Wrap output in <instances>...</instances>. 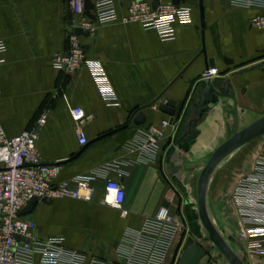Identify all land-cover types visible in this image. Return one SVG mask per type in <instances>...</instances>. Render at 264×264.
I'll use <instances>...</instances> for the list:
<instances>
[{
  "label": "crops",
  "instance_id": "0c3cea01",
  "mask_svg": "<svg viewBox=\"0 0 264 264\" xmlns=\"http://www.w3.org/2000/svg\"><path fill=\"white\" fill-rule=\"evenodd\" d=\"M127 3L117 0L120 19L83 37L87 57L101 67V81L91 68L68 73L53 65V56L68 49L70 0H0V37L7 44L0 55V120L6 133L12 136L33 127L48 111L46 123L39 127L40 156L61 164L56 181L85 177L95 188L90 201L71 197L49 204L39 201L26 216L36 221L41 236H61L66 246L101 257L106 264L117 260L124 231L139 227L160 207H168L182 222L194 205L200 172L215 148L241 124H246L243 128L261 116L252 118L251 111L264 108V66L253 60L258 49H264V28L251 24L256 9L237 8L231 0H203L205 45L219 68L212 80L217 84L231 80L236 96H220L198 117L195 104L206 70L199 8H194L191 24H175L174 39L162 40L153 29L121 20ZM225 56L233 62L226 63ZM245 79L250 83L242 93L239 83ZM171 98L176 100L172 116L162 110ZM75 106L86 113L84 145L71 116ZM140 110L146 120L138 125L133 119ZM192 121L199 133L183 151L179 145ZM165 122L168 125L162 128ZM156 129H162L157 151L145 159L143 150L132 149L130 143L145 142ZM245 151L222 164L234 152L227 156L210 179L208 204L224 205L223 213L229 204L235 211L238 180L255 160L246 159ZM240 165L245 170L235 179L233 172ZM109 178L125 187L122 209L103 200ZM241 225L247 242L240 251L248 253V264L251 257L264 261V254L249 249ZM176 239L165 264L171 263Z\"/></svg>",
  "mask_w": 264,
  "mask_h": 264
},
{
  "label": "built area",
  "instance_id": "2783aa9c",
  "mask_svg": "<svg viewBox=\"0 0 264 264\" xmlns=\"http://www.w3.org/2000/svg\"><path fill=\"white\" fill-rule=\"evenodd\" d=\"M85 3L86 0H70L73 17L68 49L55 54L52 62L56 69L68 73L83 67L91 68L103 81L101 67L86 55L84 35L75 30L87 29L93 35L100 25L120 19L117 0H95L91 9L94 18L86 14ZM231 4L237 8L256 9L251 24L264 28V0H231ZM194 8H198V0H180L177 4L172 0H128L127 12L121 20L140 23L145 29L157 31L162 40H172L176 37L177 22L184 25L193 22ZM6 49L7 44L0 37V55ZM218 74L217 66L209 67L203 72V79L211 80ZM71 116L78 124L79 141L84 145L88 142L82 126L86 113L82 107L75 106ZM47 118L48 111L42 112L33 127L12 136L6 133L0 120V264H106L101 257L66 246L61 236H41L34 219L19 215L35 196L90 201L95 193L94 186L85 177L56 181L61 164L44 161L37 147L39 127ZM166 125L168 122L162 128ZM161 135L162 129H156L147 135L145 142L136 140L130 147L141 148L145 159H150L157 151ZM125 195L122 182L107 179L103 194L107 205L122 209ZM235 197L249 238V249L264 254V147L239 178ZM181 229L182 222L170 209L160 207L139 227H128L124 231L117 246V260L112 264H165L168 251Z\"/></svg>",
  "mask_w": 264,
  "mask_h": 264
},
{
  "label": "water",
  "instance_id": "95a60500",
  "mask_svg": "<svg viewBox=\"0 0 264 264\" xmlns=\"http://www.w3.org/2000/svg\"><path fill=\"white\" fill-rule=\"evenodd\" d=\"M174 3H179L180 0H172ZM154 7L156 6V1L153 3ZM93 7V2L91 0H86L85 3V12L90 17L94 18V15L91 13ZM198 8L200 12V20L202 27L203 35V47L201 53L204 55L206 62V69L217 65L215 57H209L205 45L204 39V27H205V18H204V5L203 0H198ZM76 33L89 36L90 32L87 29L77 28ZM226 63H232L233 59H230L228 56L224 57ZM250 83V79L242 80L239 83L241 92L245 93L247 90V85ZM231 95L235 98L236 90L234 83L231 80H227L224 83L217 84L214 80H206L200 86V91L196 100V114L200 117L205 111L209 109V104L217 102L220 96ZM176 100L169 99L166 104L162 106V110L173 115L175 112ZM146 120V113L144 110H140L133 122L135 124H143ZM151 124H148L146 128H150ZM199 131L196 129V121H192L190 125V131L183 137L180 148L183 151H188L190 145L194 142ZM264 135V114L255 119L253 122L247 126L236 129L233 135L221 143L218 147L215 148L212 155L210 156L208 162L203 167L199 180H198V210L200 218L209 233V239L211 243L203 245L199 242H189L184 250L182 251L178 264H204L203 261L208 255L214 246H216L227 258L230 264H248V262L232 247L228 240L224 237L223 233L218 229L217 225L213 221L209 208H208V188L210 179L218 167V165L231 153L243 146L244 144ZM182 159L185 160V157L182 156ZM52 203L54 201L51 197H33L27 205L19 212V215H26L33 211L35 205L39 202ZM21 238V236H18Z\"/></svg>",
  "mask_w": 264,
  "mask_h": 264
},
{
  "label": "rangeland",
  "instance_id": "374dc122",
  "mask_svg": "<svg viewBox=\"0 0 264 264\" xmlns=\"http://www.w3.org/2000/svg\"><path fill=\"white\" fill-rule=\"evenodd\" d=\"M251 60L252 59H250V61ZM253 60L257 61L256 65L264 66V49H258L257 54L253 57ZM262 85L264 87V81ZM251 112H252V118H257L258 116L264 114V108L255 109ZM244 125L246 124L245 123L241 124V128ZM263 147H264V135L242 146V148L231 154L227 160H224L222 164L224 163L228 164V162L231 161L234 157H237L236 155H241L242 151L245 150L246 151L243 153L246 159L248 158L251 159L252 161V159L256 158V156L261 152ZM248 161L246 162L248 163ZM244 166L245 165L241 167L240 165V167L235 169L232 175L235 177V179L240 175L242 171L245 170ZM232 187L233 186H231V188ZM234 206H235V211L233 209L232 204H229L227 205L228 209H226L225 213H223L222 207H224V205L214 204V203L208 204L210 215L213 221L215 222V224L217 225L218 229L223 233V235L232 245V247L246 260L248 257V253L247 252L244 253L240 251L241 246L245 245V241L247 242V239L243 234V228L241 225L243 223L241 219L242 214L239 212L237 205L234 204ZM176 237H177L176 239L177 241L174 245L175 251L172 252L173 256L171 258L170 264H178L181 252L184 250L185 246L189 242L195 241L203 245L211 243L209 239V233L205 228L199 215L197 191H196V200L194 201V205L193 206L191 205L189 207V213L187 212V214H185V218L182 221V229L181 231H178ZM250 262H252L251 264H264L263 259L255 258V257H251ZM203 263L230 264L227 258L225 257V255L216 246H214L213 250L208 252V255L204 259Z\"/></svg>",
  "mask_w": 264,
  "mask_h": 264
},
{
  "label": "bare ground",
  "instance_id": "6f19581e",
  "mask_svg": "<svg viewBox=\"0 0 264 264\" xmlns=\"http://www.w3.org/2000/svg\"><path fill=\"white\" fill-rule=\"evenodd\" d=\"M225 237V236H224Z\"/></svg>",
  "mask_w": 264,
  "mask_h": 264
},
{
  "label": "flooded vegetation",
  "instance_id": "af4514ba",
  "mask_svg": "<svg viewBox=\"0 0 264 264\" xmlns=\"http://www.w3.org/2000/svg\"><path fill=\"white\" fill-rule=\"evenodd\" d=\"M212 80V79H211Z\"/></svg>",
  "mask_w": 264,
  "mask_h": 264
}]
</instances>
